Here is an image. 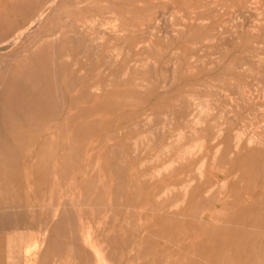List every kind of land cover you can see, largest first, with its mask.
<instances>
[{"label": "rangeland", "instance_id": "rangeland-1", "mask_svg": "<svg viewBox=\"0 0 264 264\" xmlns=\"http://www.w3.org/2000/svg\"><path fill=\"white\" fill-rule=\"evenodd\" d=\"M5 39L6 260L264 264V0H0Z\"/></svg>", "mask_w": 264, "mask_h": 264}, {"label": "bare ground", "instance_id": "bare-ground-1", "mask_svg": "<svg viewBox=\"0 0 264 264\" xmlns=\"http://www.w3.org/2000/svg\"><path fill=\"white\" fill-rule=\"evenodd\" d=\"M15 7V6H14ZM7 9H9V8H7ZM42 13L43 12H41L39 15H38V18L39 17H41L42 16ZM35 20H37V19H35ZM37 24V23H36ZM34 27V22H29V24H27L26 26H24L23 28H21V29H19L18 27H16V29L18 28L19 30L17 31V33H16V35H21V34H23V33H31V29ZM82 27V26H81ZM83 30V29H82ZM87 32V31H86ZM15 33H13V34H15ZM9 34V33H8ZM12 34V33H11ZM24 35V34H23ZM12 37V36H11ZM17 37V36H16ZM6 38V37H5ZM19 38V37H18ZM25 38V37H24ZM96 38V37H95ZM12 39H14V37L12 38ZM9 40H11V38H9ZM20 40H17L16 42H19ZM92 41V40H91ZM2 43H0V51L1 50H4V49H6V48H9L8 47V43H9V41H7V39H5V40H3V41H1ZM8 42V43H7ZM13 42V41H12ZM16 44V43H15ZM11 45V44H10ZM11 47V46H10ZM6 51V50H5ZM69 53V52H68ZM68 53H64V54H68ZM63 54V53H62ZM63 54V55H64ZM71 54V53H70ZM69 57V55H65V57ZM64 57V58H65ZM63 59V58H62ZM68 62V61H67ZM73 63V62H72ZM77 63V62H76ZM73 66H76V65H73ZM73 66H72V68H73ZM77 66H80V65H77ZM86 66V65H85ZM44 67H45V65H44ZM63 67V66H62ZM74 68H76V67H74ZM80 68V67H79ZM84 68H86V67H84ZM103 68V67H102ZM87 69V68H86ZM86 69H84V70H86ZM104 69V68H103ZM111 69V68H110ZM109 69V70H110ZM41 70V69H40ZM63 70L65 71V68H63ZM62 70V71H63ZM108 70V73L111 71H109ZM35 71V70H34ZM57 71V70H56ZM65 73V72H64ZM124 73V72H123ZM70 73H68V75H69ZM126 74V73H125ZM55 75V74H54ZM72 75V74H71ZM26 76V75H25ZM51 76H52V74L48 71V70H46V69H44V70H42V71H35V72H33V74L31 73V76H29V78H28V80H30V84H32V87L34 88V89H37L38 91H40L39 93L41 94V95H43V96H45L46 97V88H48V82H50L51 81ZM67 77H69V76H67ZM112 77V76H111ZM111 77H109L110 78V80H111ZM27 78V77H26ZM70 78V77H69ZM24 79H25V77H24ZM71 79H73V78H70V81H71ZM89 80V79H88ZM87 80V81H88ZM94 80V79H93ZM102 82V81H101ZM99 83V84H101V85H103L102 83ZM105 82V81H104ZM109 82V81H108ZM108 82H106V84L108 83ZM68 83V82H67ZM88 83H90L89 81H88ZM95 83V82H94ZM43 86H42V85ZM86 84V83H85ZM91 84V83H90ZM73 85H74V83H73ZM86 85H89V84H86ZM100 85V86H101ZM109 85V84H108ZM72 86V85H71ZM71 86H70V88H71ZM49 87H51V86H49ZM52 87H53V84H52ZM69 87V86H68ZM105 87V86H104ZM89 88V87H88ZM93 88V87H92ZM91 88V89H92ZM98 87H95V89H97ZM84 89H85V87H84ZM99 89H102V86H101V88H99ZM51 90H53L52 88H51ZM72 90V89H71ZM87 90V89H86ZM86 90L84 91V92H86ZM96 91H98V90H96ZM100 92V91H99ZM93 93V92H92ZM86 95H87V92H86ZM83 96V95H82ZM76 97V96H75ZM74 97V98H75ZM85 97V96H84ZM90 98H93V97H90ZM48 99H49V97H48ZM76 99H78V97H76ZM73 100H75V99H73ZM71 101V100H70ZM74 101H72L71 103H73ZM71 106H73V104H71ZM74 107V106H73ZM72 108V107H71ZM137 152V151H136ZM170 163V162H169ZM172 166V165H171ZM164 169V168H163ZM152 171V170H151ZM145 173H147V172H145ZM149 173V172H148ZM147 173V174H148ZM150 174V173H149ZM154 174V173H153ZM156 175H157V173H156ZM151 176V175H150ZM146 178V177H145ZM142 179V178H141ZM163 192V191H162ZM166 193V192H165ZM114 195V194H113ZM55 234V232L53 233V232H51L50 233V235H54ZM60 246V245H59ZM66 250H67V244H66ZM96 252V251H95ZM97 253V252H96ZM65 258H67V255L65 254ZM101 259V262H103L104 260H103V258L101 257L100 258ZM68 260V259H67Z\"/></svg>", "mask_w": 264, "mask_h": 264}, {"label": "crops", "instance_id": "crops-1", "mask_svg": "<svg viewBox=\"0 0 264 264\" xmlns=\"http://www.w3.org/2000/svg\"><path fill=\"white\" fill-rule=\"evenodd\" d=\"M56 233L60 234V232H56ZM4 237H5V235L3 234V232L0 231V264H38V262L36 260L35 261L32 260L33 259L32 257L29 259V261L27 263L26 262H20V261L10 262V261L6 260L8 249L9 248L11 249L13 247L6 245V243L4 241V239H5ZM54 238H55V234L48 236L46 238V240H47L46 245H44V247L42 248V251L44 252V255H45L44 264H51V260H49V258H51V256L53 257L56 252H61L64 264H68V260L65 259V251H66L65 246H66L67 242L66 243L61 242L58 245H56ZM42 240H43V238H42ZM39 246H41L40 242H39ZM38 252H39V250H38ZM38 252L36 251L34 254H37ZM78 264H80V263H78Z\"/></svg>", "mask_w": 264, "mask_h": 264}]
</instances>
